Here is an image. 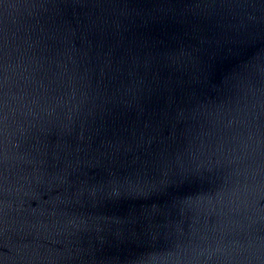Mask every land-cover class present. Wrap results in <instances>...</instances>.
Wrapping results in <instances>:
<instances>
[{"label": "water", "instance_id": "obj_1", "mask_svg": "<svg viewBox=\"0 0 264 264\" xmlns=\"http://www.w3.org/2000/svg\"><path fill=\"white\" fill-rule=\"evenodd\" d=\"M0 264H264V0H0Z\"/></svg>", "mask_w": 264, "mask_h": 264}]
</instances>
